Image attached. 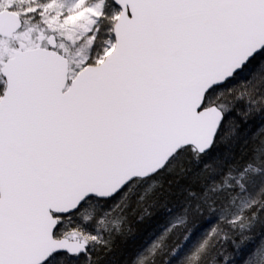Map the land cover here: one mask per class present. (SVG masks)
I'll use <instances>...</instances> for the list:
<instances>
[{
	"label": "snow or ice",
	"instance_id": "6c2138e0",
	"mask_svg": "<svg viewBox=\"0 0 264 264\" xmlns=\"http://www.w3.org/2000/svg\"><path fill=\"white\" fill-rule=\"evenodd\" d=\"M0 264H264V0H0Z\"/></svg>",
	"mask_w": 264,
	"mask_h": 264
},
{
	"label": "trees",
	"instance_id": "16d2710c",
	"mask_svg": "<svg viewBox=\"0 0 264 264\" xmlns=\"http://www.w3.org/2000/svg\"><path fill=\"white\" fill-rule=\"evenodd\" d=\"M126 246L118 239L116 241V247H115V251L113 253L114 256H119L120 252L122 249H124Z\"/></svg>",
	"mask_w": 264,
	"mask_h": 264
}]
</instances>
